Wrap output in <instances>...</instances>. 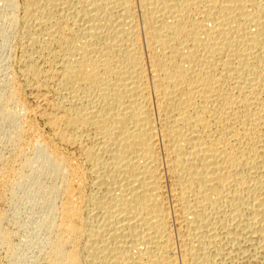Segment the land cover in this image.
<instances>
[{
  "label": "bare ground",
  "instance_id": "obj_1",
  "mask_svg": "<svg viewBox=\"0 0 264 264\" xmlns=\"http://www.w3.org/2000/svg\"><path fill=\"white\" fill-rule=\"evenodd\" d=\"M0 7V264H264V0Z\"/></svg>",
  "mask_w": 264,
  "mask_h": 264
},
{
  "label": "rangeland",
  "instance_id": "obj_2",
  "mask_svg": "<svg viewBox=\"0 0 264 264\" xmlns=\"http://www.w3.org/2000/svg\"><path fill=\"white\" fill-rule=\"evenodd\" d=\"M0 36H1V33H0ZM1 45H2V42H1V37H0V59H1L0 60V70H1L2 65L4 67V63H3L2 59L6 55L5 54V51H4L5 49ZM0 87H1V85H0ZM2 131H3V129L1 128V124H0V149H1V147H3V145L5 143V138H4L5 135L4 136L1 135ZM4 155L7 156V153H4ZM15 165H18V163H15ZM39 165L40 164H38V166ZM35 167H37V164H36ZM35 167H34V172L36 170ZM39 167H37V170L40 169ZM38 172H40V170L39 171H36L35 173L37 174ZM30 173H32V172L29 171V172L25 173L27 176H25V177H18L17 179H15L13 181L12 187H11V193H9L7 195L6 201H5L4 205H3V208H5L4 210L6 211V214H7V221L5 223V227H6V229L8 228L7 231L11 234V238H13L12 241H11L12 242V245L14 247H16V249L17 248L19 249V251H17L18 253H15L16 255H15L13 261L11 263L9 261V264H27V263H30L29 261H31L30 259H31V257H33L32 255H35L36 254V251H37L36 248H34L36 246L35 245L36 244V241L41 240V238H42L41 237L42 236L41 234H43L41 231H39L40 232L39 233L35 229L37 227L39 221H40L38 219H41L40 217L42 215H41V212H40V210L38 208L39 207L38 201L37 202L35 201L37 204L35 202H31L30 201V200H33L31 198L32 192H33V187L31 186V182L33 183V178L32 177H35V174L34 173H32L33 175L30 174ZM27 177L29 178V179H27L28 181L31 179L29 181L30 184L28 182L27 183L26 182L24 183V181H25L24 178H27ZM22 183H23V185H22ZM16 187H18V188H16ZM30 194H31V196H30ZM29 196H30L31 199L29 198ZM35 200H37V199H35ZM32 203H35V204H33L34 206L31 205ZM35 206H38V207H35ZM36 208H37V210H36ZM35 214H38V215H35ZM34 226H36V227H34ZM31 230H33V231L30 232ZM34 232H36L38 234H36ZM30 233L31 234L33 233L32 234V235H34L33 238L30 235ZM35 235L36 236L38 235V236L36 237ZM27 236H29V237H27ZM34 238H36V241H35ZM37 238L39 240H37ZM29 241H31L32 243L35 242V244L34 243L32 244Z\"/></svg>",
  "mask_w": 264,
  "mask_h": 264
}]
</instances>
